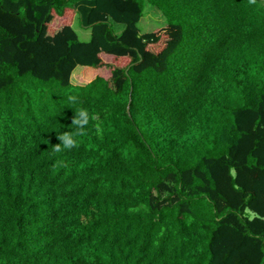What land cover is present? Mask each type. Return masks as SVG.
I'll list each match as a JSON object with an SVG mask.
<instances>
[{"label":"trees","instance_id":"obj_1","mask_svg":"<svg viewBox=\"0 0 264 264\" xmlns=\"http://www.w3.org/2000/svg\"><path fill=\"white\" fill-rule=\"evenodd\" d=\"M0 264H264V0H0Z\"/></svg>","mask_w":264,"mask_h":264},{"label":"rangeland","instance_id":"obj_2","mask_svg":"<svg viewBox=\"0 0 264 264\" xmlns=\"http://www.w3.org/2000/svg\"><path fill=\"white\" fill-rule=\"evenodd\" d=\"M166 24V19L162 15V13L155 7L149 5L148 3H145V9L143 13V17L140 20L138 27L141 34H147L150 32H153L154 30L164 26ZM72 28L77 33L78 38L82 42H88L91 39V30L89 28H85L82 26L79 18L76 16L75 19L72 22ZM115 32L117 34H120L123 30L122 25H115L114 26ZM162 35L166 36V33H163ZM166 39V38H164ZM104 60L108 63H111L113 60L111 57H104ZM93 68L89 70V72H92ZM86 72L85 67H77L72 75V83L74 85L82 86V83L80 80L81 77H84L83 75ZM88 78V77H86ZM250 213V212H249ZM250 216L253 217V214L250 213Z\"/></svg>","mask_w":264,"mask_h":264},{"label":"clouds","instance_id":"obj_3","mask_svg":"<svg viewBox=\"0 0 264 264\" xmlns=\"http://www.w3.org/2000/svg\"><path fill=\"white\" fill-rule=\"evenodd\" d=\"M249 4H255L256 0H248ZM68 101L71 104L78 102L77 96L70 95ZM90 119H96L94 116H90L87 109L83 107L76 108L71 118V127L74 129L70 132H63L56 135V139L59 141L58 144L52 145L51 151L53 154H60L65 151H71L73 148L78 147L77 137L85 135V130L89 124ZM100 128L97 126V133H100ZM66 166L63 160L58 159L53 165L54 170L59 167Z\"/></svg>","mask_w":264,"mask_h":264},{"label":"crops","instance_id":"obj_4","mask_svg":"<svg viewBox=\"0 0 264 264\" xmlns=\"http://www.w3.org/2000/svg\"><path fill=\"white\" fill-rule=\"evenodd\" d=\"M80 81V80H79Z\"/></svg>","mask_w":264,"mask_h":264}]
</instances>
